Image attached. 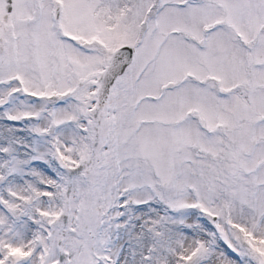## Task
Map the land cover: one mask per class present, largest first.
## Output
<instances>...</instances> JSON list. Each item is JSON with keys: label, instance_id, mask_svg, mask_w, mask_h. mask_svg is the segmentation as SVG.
I'll use <instances>...</instances> for the list:
<instances>
[{"label": "snow or ice", "instance_id": "6c2138e0", "mask_svg": "<svg viewBox=\"0 0 264 264\" xmlns=\"http://www.w3.org/2000/svg\"><path fill=\"white\" fill-rule=\"evenodd\" d=\"M0 264H264V0H0Z\"/></svg>", "mask_w": 264, "mask_h": 264}]
</instances>
